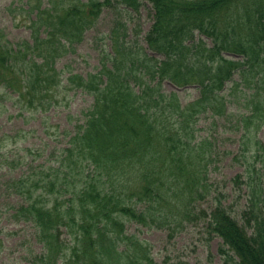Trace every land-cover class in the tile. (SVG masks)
<instances>
[{
	"label": "trees",
	"instance_id": "obj_1",
	"mask_svg": "<svg viewBox=\"0 0 264 264\" xmlns=\"http://www.w3.org/2000/svg\"><path fill=\"white\" fill-rule=\"evenodd\" d=\"M144 3L153 19L144 36L147 46L129 40L126 22L118 18L100 70L86 76L70 70L64 78L57 61L82 40L105 6L139 11ZM23 4L31 38L3 42L0 35V87L12 93L21 111H44L63 90L81 88L93 97L52 162L32 166L10 184L23 197L15 216L33 225L42 245L36 261L157 264L149 245L128 235L127 222L174 229L205 217L229 260L264 264L263 174L248 164L233 178L235 188L248 195L239 216L223 194L198 214L197 201L211 190L206 139L196 141L200 113H224L228 82L232 94L241 90L248 109L241 117L244 139L264 125V0ZM196 33L212 44L197 40ZM166 79L198 87L199 97L182 103L176 92L163 89Z\"/></svg>",
	"mask_w": 264,
	"mask_h": 264
},
{
	"label": "rangeland",
	"instance_id": "obj_2",
	"mask_svg": "<svg viewBox=\"0 0 264 264\" xmlns=\"http://www.w3.org/2000/svg\"><path fill=\"white\" fill-rule=\"evenodd\" d=\"M26 0H0V35L3 42L30 40L31 29L26 22L29 15L24 11ZM46 1V0H44ZM38 0H32V4ZM122 18L127 25V38L144 40L153 19L148 3L139 11L105 6L94 26L89 28L80 42L74 43L56 63L64 78L69 71L83 74L96 73L102 66L104 50H111L110 31ZM196 39L212 40L196 33ZM234 59L240 56L228 55ZM157 57L162 58L161 55ZM239 74L234 77L239 80ZM231 82L222 91L225 97V111L200 113L196 123V141L206 139L208 188L206 198L198 202L201 210H210L216 197H222L231 204L233 213L246 205L247 193L235 188L233 178L246 172L248 164L255 167L264 180V125L254 129L251 139H244L245 122L241 120L247 112L241 90L231 92ZM166 92H176L182 103L199 97V88L194 85L179 86L170 79L163 82ZM93 102V97L81 88L63 90L44 111H21L15 104L9 90L0 87V264H40L36 255L42 245L34 234L33 225L15 216L16 207L23 197L12 191L11 182L32 166L51 163L53 153L68 142L70 133L77 123L83 121V111ZM255 127V124L252 125ZM259 142V144L257 143ZM247 149L245 150V148ZM128 235H136L150 247V253L157 264H237L221 252L223 240L209 231L207 219L186 221L170 228L168 226H144L127 222ZM133 235V236H134ZM58 264H75L63 258Z\"/></svg>",
	"mask_w": 264,
	"mask_h": 264
}]
</instances>
